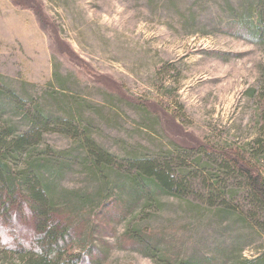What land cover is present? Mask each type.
<instances>
[{"label":"rangeland","instance_id":"1","mask_svg":"<svg viewBox=\"0 0 264 264\" xmlns=\"http://www.w3.org/2000/svg\"><path fill=\"white\" fill-rule=\"evenodd\" d=\"M246 1L0 0V74L23 97L53 102L58 115L68 100L79 103L78 130L115 155L155 156L176 145L232 148L264 175V46L231 29ZM7 115L22 125L17 114ZM43 139L71 151L55 177L59 189L97 186L70 129L52 125ZM207 158L194 151L184 165L193 172L196 160ZM203 181L195 180L196 193L187 198L132 214L131 224L162 230L171 250L189 259L225 254L231 264L264 253L261 226L213 215L196 190ZM243 193L227 198L238 210L249 205ZM125 223H113L104 242L95 236L102 264H157L121 241ZM13 259L0 247V264Z\"/></svg>","mask_w":264,"mask_h":264},{"label":"trees","instance_id":"2","mask_svg":"<svg viewBox=\"0 0 264 264\" xmlns=\"http://www.w3.org/2000/svg\"><path fill=\"white\" fill-rule=\"evenodd\" d=\"M243 7L231 29L264 46V0H249ZM20 94L0 74V247L13 254L15 264H102L105 252L93 243L95 236L104 242L102 233L114 234V224L124 222L121 241L157 264H226L225 254L217 261L186 258L179 250H171L165 232L129 220L146 209H160L166 198L196 193V179L204 180L203 190H196L213 215L248 219L264 231V175L238 150L176 145L175 151L155 156L115 155L100 147L88 132L78 130L81 121L74 111L79 105L76 101H67L62 116L52 108L53 102L46 107ZM9 112L17 114L22 125L13 122ZM52 125L68 128L79 137L78 157L97 184L91 191L61 190L56 184L55 177L66 168L71 151L43 144ZM194 151L208 158L197 159L192 172L184 164ZM240 191L248 201L247 209L242 205L238 210L227 200L239 199ZM231 264H264V253L253 259L233 258Z\"/></svg>","mask_w":264,"mask_h":264}]
</instances>
